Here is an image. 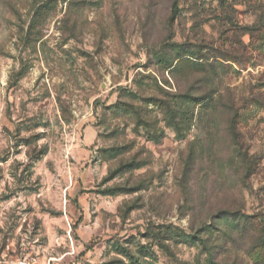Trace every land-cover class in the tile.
<instances>
[{
  "label": "rangeland",
  "instance_id": "obj_1",
  "mask_svg": "<svg viewBox=\"0 0 264 264\" xmlns=\"http://www.w3.org/2000/svg\"><path fill=\"white\" fill-rule=\"evenodd\" d=\"M0 259L264 264V0H0Z\"/></svg>",
  "mask_w": 264,
  "mask_h": 264
},
{
  "label": "built area",
  "instance_id": "obj_2",
  "mask_svg": "<svg viewBox=\"0 0 264 264\" xmlns=\"http://www.w3.org/2000/svg\"><path fill=\"white\" fill-rule=\"evenodd\" d=\"M0 264H10L7 260H4V259H0ZM22 264V263H20ZM24 264H33L31 263L30 261H26L24 262Z\"/></svg>",
  "mask_w": 264,
  "mask_h": 264
},
{
  "label": "trees",
  "instance_id": "obj_3",
  "mask_svg": "<svg viewBox=\"0 0 264 264\" xmlns=\"http://www.w3.org/2000/svg\"><path fill=\"white\" fill-rule=\"evenodd\" d=\"M46 5H48L49 6V4H46ZM187 241V240H186Z\"/></svg>",
  "mask_w": 264,
  "mask_h": 264
}]
</instances>
